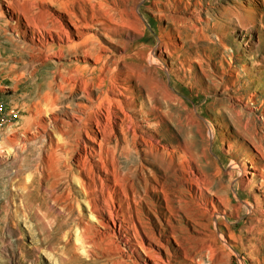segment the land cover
<instances>
[{
  "label": "rangeland",
  "instance_id": "obj_1",
  "mask_svg": "<svg viewBox=\"0 0 264 264\" xmlns=\"http://www.w3.org/2000/svg\"><path fill=\"white\" fill-rule=\"evenodd\" d=\"M81 2L0 0V264H141L139 253L131 251L123 240L109 242L94 237L97 228H92L93 237L82 234L86 226L100 225L77 181L73 184L76 198L66 210L53 199L34 195V209L27 217L19 210V224L12 219L10 224L5 222L6 217L14 215L15 204L21 203L16 189L33 176L32 169L19 175L16 170L26 156L35 159L42 144H31L17 156L16 143H21V148L25 142L23 131L15 126L22 121L24 102L28 98L37 100L46 90L44 82L54 70L53 63L58 62L56 56L44 62L32 56L29 46L41 32L35 27L30 33L24 26L25 17L39 22L53 9L59 11L62 3L79 13ZM86 14L88 19L100 17L109 23L111 29L104 34L94 33L106 46L105 57L112 56L119 67L128 70L136 89V101L130 110L149 108L162 144L201 151L212 130L218 138L214 147L227 161L238 155L248 163L243 151L232 155L219 149L228 132L232 133L228 142L245 141L257 153L237 130L256 134L258 141L264 130V0H103L102 4L89 0ZM141 51L144 57L138 56ZM152 52L158 62L148 58ZM88 62L92 65L93 59L88 58ZM151 88L156 93L154 101L147 94ZM64 93L70 94L68 90ZM77 96L73 101H82ZM69 101L66 96L60 105ZM55 113L64 116L62 109ZM51 115L44 117L49 120ZM13 134L17 135L16 143L8 142ZM52 136L61 138L55 131ZM168 159L166 155L165 161L144 164L161 173L160 168L170 167ZM230 179L224 176L227 183ZM37 188L40 193L44 191ZM68 188V182L61 183L56 192L65 193ZM242 192L253 199L249 190ZM150 195L161 201L158 193ZM8 203L9 211L5 209ZM60 211L69 218V225L61 226L65 218ZM136 211L142 217H155L145 202ZM230 215V224L242 235L243 242L248 246L254 243L258 236L249 230L251 216L245 211L240 217L234 212ZM261 226L264 228V222ZM122 234L127 237L129 231L124 229ZM118 244L129 250L124 257ZM237 244V251L223 250L224 264H264V238L259 250L242 246L241 241Z\"/></svg>",
  "mask_w": 264,
  "mask_h": 264
},
{
  "label": "bare ground",
  "instance_id": "obj_2",
  "mask_svg": "<svg viewBox=\"0 0 264 264\" xmlns=\"http://www.w3.org/2000/svg\"><path fill=\"white\" fill-rule=\"evenodd\" d=\"M76 1H82L79 13L62 3L59 11L53 9L39 22L25 17L28 24L24 26L30 33L35 27L41 32L29 46L32 56L43 62L56 56L58 62L53 63L54 70L44 82L46 90L37 100L28 98L24 102L22 121L15 127L23 131L25 143L20 148L16 134L8 138V142L17 144V156L31 144H42L37 157L26 156L16 170L19 175L32 169L33 176L16 189L21 203L15 204L14 215L6 217V224L11 219L19 224V210L26 217L32 212L34 195L53 199L66 210L76 198L73 184L77 181L100 225L86 226L82 234L93 237L92 228H97L94 237L109 242L123 240L131 251L139 253L141 264H224L223 250L237 251V241L248 246L230 224V212L240 217L245 211L251 216L249 230L258 238L248 247L259 250L264 238V130L261 141L252 132L237 130L257 153L245 141L228 142L232 133L223 136L219 149L232 155L243 151L248 163L238 155L231 161L222 157L214 147L218 138L212 130L201 151L162 144L149 108L130 110L136 101V89L128 70L119 67L112 56L105 57L106 46L96 33L111 29L109 23L100 17L88 19L89 0ZM95 1L102 4L103 0ZM144 54L141 51L138 56ZM88 58L93 59L92 65ZM148 58L159 59L153 52ZM66 90L69 95H65ZM76 94L82 101H73ZM147 94L154 101L155 89H148ZM66 96L70 101L60 105ZM58 109L64 110V116L55 113ZM48 113L53 115L46 120L44 115ZM52 131L59 132L61 138L55 139ZM166 155L171 165L160 168L161 173L144 164L165 161ZM225 175L231 177L229 183ZM66 182L68 191L57 193V186ZM34 186L44 191L40 193ZM242 190H249L253 199L246 198ZM152 192L158 193L161 201L150 195ZM144 202L155 217L137 213ZM9 208L8 203L5 209ZM59 215L65 218L61 226L70 224L61 211ZM124 229L129 231L127 237L122 234ZM118 248L121 257L129 252L121 244Z\"/></svg>",
  "mask_w": 264,
  "mask_h": 264
}]
</instances>
